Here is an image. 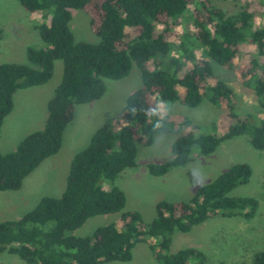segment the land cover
<instances>
[{"label": "trees", "instance_id": "obj_1", "mask_svg": "<svg viewBox=\"0 0 264 264\" xmlns=\"http://www.w3.org/2000/svg\"><path fill=\"white\" fill-rule=\"evenodd\" d=\"M260 1L264 7V0ZM18 2L28 12L41 13L42 22L35 28L42 46L26 49L28 64H0V131L16 91L46 84L56 61L62 62V75L47 104L44 127L27 134L14 152L0 153V192L19 190L27 176L60 150L75 107L100 100L107 80H122L136 66L141 87L74 156L60 197L45 196L21 218L0 222V254L17 255L26 264L127 263L134 247L146 243L157 264H203L204 254L194 248L169 253L172 237L176 232L189 233L216 216L251 220L258 201L228 196L236 186L249 182L252 170L247 163L232 165L186 202H158L149 223L138 212H122L125 196L114 181L126 169L137 167L140 145L151 146L155 136L173 131L160 113L161 103L178 101L195 108L207 100L223 111L227 129L219 136L204 133L183 118L182 129L173 132V158L147 164L150 176H165L170 169L209 156L224 141L242 135L249 136L255 150L264 152V26L252 30L253 15L247 7L229 15L214 6L213 0ZM191 6L192 31H184L176 47L191 67L178 75L181 64L170 57L173 45L168 38ZM72 10L87 15L98 43L75 40L69 26ZM244 52L250 54L248 60L235 70V61ZM212 63L235 70L241 86L254 91L262 120L257 123L249 115L236 113L235 93L214 75ZM103 180L110 185L106 190L100 186ZM117 213H121L119 224L99 227L86 237L69 234L89 218ZM251 264H264V251L255 252Z\"/></svg>", "mask_w": 264, "mask_h": 264}, {"label": "rangeland", "instance_id": "obj_2", "mask_svg": "<svg viewBox=\"0 0 264 264\" xmlns=\"http://www.w3.org/2000/svg\"><path fill=\"white\" fill-rule=\"evenodd\" d=\"M212 3L229 15L236 14L243 6L247 7L253 15L252 30L264 26V7L260 0H213ZM193 9L194 7L191 6L185 15L177 20L168 38V41L173 45L170 57L177 59L181 64L178 75L186 73L191 67V63L184 59L183 53H178L176 47L179 45L182 33L192 31ZM71 14L72 19L69 26L75 40L92 44L98 43L99 38L89 28L87 15L80 10H72ZM40 15L41 13L38 12L26 11L18 0H0V64H25L27 60L21 57L23 47L27 44L34 48L42 46L38 31L33 32L31 29V25L35 26L42 22ZM195 54H197V58L201 57V52L197 51ZM249 55L244 52L242 57L235 61V70L248 60ZM170 57H167V60H174ZM212 64L214 75L235 93L236 113L241 116L249 115L251 120L257 123L262 120L263 113L254 91L241 86L235 70L224 69L215 63ZM148 68L152 69V65L149 64ZM61 75L62 62L56 61L50 82L37 96L34 92L18 90V93L13 95L15 112L12 114L13 116H10L8 125L9 123L14 126L22 124V117L27 122L28 119L25 116L33 115L37 125L42 121L44 115H46L44 121L46 122L47 104L60 83ZM140 87V71L136 66H132L129 75L122 80H107L105 94L94 105L93 113L87 109L78 112L77 117L73 120V134L81 131V143L85 142L84 139L90 134L89 131L99 127V120H108L107 118L111 116L112 118L117 116L124 107L127 97ZM49 90H52V94L47 101ZM159 110L162 116L168 119L173 131L155 136L151 146L140 145L138 147L136 157L137 164L140 165L139 168L136 167L140 171L138 175L133 174V169H126L115 179L114 185L121 189L125 196V206L122 212H138L143 222L149 223L155 217V207L158 202H186L202 186L214 181L232 165L247 163L252 170L249 182L236 186L228 196L256 199L259 206L255 216L251 220H245L242 217L222 218L216 216L193 227L189 233L176 232L172 237L169 253L194 248L204 254L203 264H251L253 254L264 251V152L255 150L250 144L249 136L242 135L224 141L209 156L196 157L192 162L182 167L170 169L166 176H150L147 174L148 171L146 173L147 168L144 169V166L150 163L161 164L173 158L171 145L176 139V134L173 132L182 129L180 124L183 118H187L192 124L203 128L204 133L219 136L225 133L227 129L222 118L223 111L207 100L195 108L183 106L178 101L161 103ZM90 112L93 114L92 119L94 121L85 120ZM11 127L8 126L7 130ZM36 129L39 127L24 124L14 129V133L29 134ZM84 146L79 148H84ZM67 155L61 161V168L57 169V164L55 167L51 165L43 168L46 167L47 164H45L25 178L21 192L24 195H36L19 204V211L13 213L9 220H15L16 216L21 218L22 215L32 210L39 198L57 196L59 192H62L60 186H65L68 175V164L65 163ZM121 175L123 176L121 177ZM43 184L47 186L43 187ZM100 186L105 190L110 187L105 180L100 182ZM120 214L99 215L89 218L80 228L69 234L75 237L90 236L99 227L119 224ZM0 264L26 263L17 255L3 252L0 254ZM104 264H157V262L148 244L140 243L134 247L130 262Z\"/></svg>", "mask_w": 264, "mask_h": 264}, {"label": "crops", "instance_id": "obj_3", "mask_svg": "<svg viewBox=\"0 0 264 264\" xmlns=\"http://www.w3.org/2000/svg\"><path fill=\"white\" fill-rule=\"evenodd\" d=\"M36 25H38V24H36ZM35 26L34 25H31V29H32L33 32H35L37 30L35 28ZM38 36H37V38H38ZM39 39H40V37H39ZM28 47H29L28 44L25 45L23 47L22 52H21V57H23L25 60H27L26 57H25V54H26V49ZM25 64H28V61ZM49 82L50 81H48L46 84L41 85V86L32 87V88H29V89H23V91L34 92L35 96H37V94H39V92H41L42 90H44V88L47 86V84ZM34 90H38V91H34ZM17 93H18V91L16 93H14V96ZM48 93H49V96L47 98V101L49 100V97L52 94V90H49ZM14 96H13V100H14ZM47 101H46V103H47ZM98 101H94V102H91L89 104L77 105L75 107L73 120L75 119V117H77L78 112H81L82 110H86L87 109V110H90L92 112L93 109H94V105ZM14 112H15V106L13 105V108H12L11 112L5 117V119L3 121V124L1 126V131H0V153L3 154V155L8 154V153H11V152H14L16 150L18 144L21 142V140L27 135L26 133H23V132H20L19 134L16 133V132L14 133V129H16L19 126H22L24 124H29V125H33V126L39 127V129H36V130H41L44 127V124H45L44 121H45L46 115H44V118L42 119V121L38 125H37V122H36L35 117L33 115V116H25L28 119L27 122H25L24 121V118L22 117V121H23L22 124H19V125H15L14 126L12 124L10 125V123H9V125H8V122H9V120L11 118L10 116H13L12 114H14ZM91 112L89 113V115L87 116V118H85V120H87V121L88 120L89 121H94L92 119L93 118L92 117L93 116V114H92L93 112L92 113ZM94 118H96V117L94 116ZM111 118H112V116L110 118H107V119L109 120ZM73 120L65 128V130L63 132V135H62V143H61L60 150L55 155H53V156L49 157L48 159H46L45 161H43L38 168H41L42 166H45V164H47V165H46V167H43V168H47V167H49L51 165H54V167H55V164H57V169H59V168L62 167V162L61 161L63 159H65V156L68 154L65 163L68 164L67 167H68V171H69V167H70L71 161L74 158V156L78 152H80L81 150L85 149L89 145V142H90V139H91L92 135L95 133V131L101 125H103L107 121V120H103V119L102 120H99L100 121L99 122V127L98 128H95V129H93L91 131H89L90 134H88V136L85 137V139H84L85 142L81 143L82 142V137H80L81 131L79 133H77V134H73V126H74ZM8 126H12V127L7 130V127ZM88 126H90V125L88 124ZM36 130H34V131H36ZM5 132H8V133H5ZM83 145H85L84 148H79V147H81ZM137 167L138 168L140 167L139 163L137 164ZM145 168H146V166H144V169ZM41 170H43V169H41ZM133 170H134L133 171V174L136 173V175H138V173L140 172V171H138L137 168H135ZM146 173H147V169H146ZM146 173H144V175H146ZM122 176L123 175H121V177ZM46 186L47 185L43 184V187H46ZM64 188H65V186L63 187L61 185L60 186V191H63ZM21 190H22V188H20L17 191H3V192H0V204H1V207H0V222H2V221H8L10 219L9 217L11 215H13V213H16L17 211H19V204H22V203L30 200L33 196L36 195V194L35 195H29V194L28 195H24L21 192ZM61 193L59 192V194L57 196H51V197L58 198V197H60ZM41 198H43V197H41ZM41 198H39V200ZM19 218H20L19 216H16L15 217V220H17ZM139 244H137V245H139Z\"/></svg>", "mask_w": 264, "mask_h": 264}]
</instances>
